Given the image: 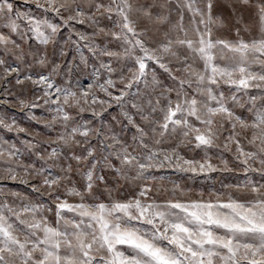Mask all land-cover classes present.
<instances>
[{
	"label": "snow or ice",
	"instance_id": "snow-or-ice-1",
	"mask_svg": "<svg viewBox=\"0 0 264 264\" xmlns=\"http://www.w3.org/2000/svg\"><path fill=\"white\" fill-rule=\"evenodd\" d=\"M0 97L55 131L0 140V264H264V0H0ZM167 169L243 178L191 199Z\"/></svg>",
	"mask_w": 264,
	"mask_h": 264
},
{
	"label": "rangeland",
	"instance_id": "rangeland-1",
	"mask_svg": "<svg viewBox=\"0 0 264 264\" xmlns=\"http://www.w3.org/2000/svg\"><path fill=\"white\" fill-rule=\"evenodd\" d=\"M33 11L35 9L33 8ZM80 31H87L89 34L91 33V29L88 28L87 25L84 26H77ZM65 35H67V30H65ZM113 50H115L113 46ZM79 53L76 52L74 49L69 52V56L67 58L69 62V67L72 68V72L70 74V78L72 79L74 88H81L86 89L87 86L93 82L92 80V64L95 63L94 58L91 57L90 53L85 49L84 55L89 57V63L84 66L80 65L79 60ZM73 57H75V62H73ZM106 59V58H105ZM77 65H80L79 67ZM143 87V85H141ZM26 95L23 97L25 100H31L32 95L31 92L27 89L25 90ZM97 95L100 99H106L103 93L97 92ZM2 99V97H0ZM119 109L113 105L112 108L108 109L107 113H105L107 119H111V116L117 114ZM243 111V110H242ZM7 115V117L11 120L14 119L19 127H23L30 130V135L26 136L23 133L17 137L15 132L11 133H4L0 132V140L8 139L12 143H16L17 146L19 145L20 140H28L31 138V135H35L37 139L47 140L49 136L55 137V131L49 132L47 129L43 127L45 123L48 122L50 119V113H48L45 107L41 104L40 107L28 109V108H21L17 104L13 103L9 107H5L0 105V115ZM110 114V115H109ZM245 115H248L247 112H244ZM35 116L37 120L31 119L32 116ZM85 118H91V114L85 112ZM130 135V134H129ZM44 147H47L45 145ZM43 150V149H41ZM50 151V149H48ZM22 155L19 159L25 163H35L37 167L41 166L44 162L37 159L34 153H29L21 149ZM224 158L229 160V166H231V156L230 152L223 153ZM189 157L195 156L196 159H200L203 156V153H194L189 152ZM212 162L216 165H220V160L217 156H213ZM55 171V169L53 170ZM165 175L167 176V181L165 182L169 187L171 186L172 181L180 184L185 188V190L189 193V198L191 199H199V194L203 193V199L209 200L214 199L215 196L209 195V193L213 194H220L223 192L229 191V189L225 188L226 185H233L238 182V179H242V174L240 172H223V171H216L213 173L208 174H193V173H182L177 172L174 169H167L165 170ZM8 188L12 191L19 192L21 196L29 195L32 198V201L35 202L36 200H40L42 204L45 206L49 203L47 195L40 196L39 194L31 193L30 187L25 184H21L19 181H7ZM70 202H73V198H69ZM48 216L51 217V213H48Z\"/></svg>",
	"mask_w": 264,
	"mask_h": 264
}]
</instances>
